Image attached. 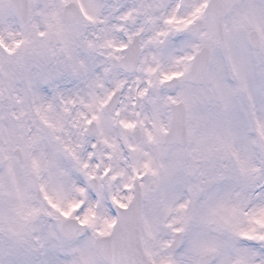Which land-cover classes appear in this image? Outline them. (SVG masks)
Instances as JSON below:
<instances>
[{
    "label": "snow or ice",
    "instance_id": "6c2138e0",
    "mask_svg": "<svg viewBox=\"0 0 264 264\" xmlns=\"http://www.w3.org/2000/svg\"><path fill=\"white\" fill-rule=\"evenodd\" d=\"M0 264H264V0H0Z\"/></svg>",
    "mask_w": 264,
    "mask_h": 264
}]
</instances>
